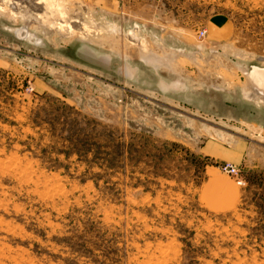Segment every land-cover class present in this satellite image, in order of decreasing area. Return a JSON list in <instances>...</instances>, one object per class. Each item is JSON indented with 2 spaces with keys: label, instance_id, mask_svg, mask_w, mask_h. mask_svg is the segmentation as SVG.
<instances>
[{
  "label": "rangeland",
  "instance_id": "obj_1",
  "mask_svg": "<svg viewBox=\"0 0 264 264\" xmlns=\"http://www.w3.org/2000/svg\"><path fill=\"white\" fill-rule=\"evenodd\" d=\"M52 2L0 10V264H264V0Z\"/></svg>",
  "mask_w": 264,
  "mask_h": 264
},
{
  "label": "bare ground",
  "instance_id": "obj_2",
  "mask_svg": "<svg viewBox=\"0 0 264 264\" xmlns=\"http://www.w3.org/2000/svg\"><path fill=\"white\" fill-rule=\"evenodd\" d=\"M56 6H59V5L57 4L55 5L52 2V0H0V10L1 11L8 10L12 12V14H14L15 16H18V17L20 16V18L22 17L29 22L36 20V21L43 23V20L45 18H48L47 16L51 14V12L54 10ZM78 15L80 14L78 13ZM61 17L63 16L61 15ZM51 18L53 20V17ZM55 19L56 18H54V20ZM47 24L51 25L49 23ZM83 26H85V24L82 21V19L79 21L75 19V21H70L69 23H67L66 26L64 25V28L65 30L66 29H71V30L77 29L81 31L82 29L84 30L85 28L89 27V26L87 27L85 26V28H83ZM16 33L18 34L19 38L21 37L23 39H27L31 41L33 40L34 42L40 41V38L36 34L35 35L31 34L26 27L20 28L19 30L16 31ZM126 38H127V41L129 40L135 43L136 45L140 46L142 50V54H143L142 58L144 57L145 60H152L156 64H160V63L167 64L168 63V66H171L170 62L171 60H174L175 55L171 56V54L170 55L166 54L167 56L165 57H161V56L159 57L157 54L150 51L149 48L146 46V44H143V42H141L140 38L135 32H129ZM244 74L246 75V79H247L246 87L244 88L245 96L249 100L256 99L259 102L260 101L264 102V69L262 67L253 66L251 71L244 72Z\"/></svg>",
  "mask_w": 264,
  "mask_h": 264
},
{
  "label": "built area",
  "instance_id": "obj_3",
  "mask_svg": "<svg viewBox=\"0 0 264 264\" xmlns=\"http://www.w3.org/2000/svg\"><path fill=\"white\" fill-rule=\"evenodd\" d=\"M223 172L231 175L234 177L235 182L238 184L239 187L244 186L245 183L242 178H240V172L237 167H235L233 164L225 163L222 167Z\"/></svg>",
  "mask_w": 264,
  "mask_h": 264
}]
</instances>
